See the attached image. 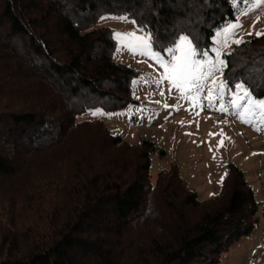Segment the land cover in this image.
Here are the masks:
<instances>
[{
  "label": "trees",
  "instance_id": "1",
  "mask_svg": "<svg viewBox=\"0 0 264 264\" xmlns=\"http://www.w3.org/2000/svg\"><path fill=\"white\" fill-rule=\"evenodd\" d=\"M249 1L0 0V264H220L256 230L259 202L238 165L203 199L177 165L152 181L153 140L78 121L127 107L141 73L114 58L103 15L135 20L155 50L187 36L202 55ZM221 57L227 85L264 97V35Z\"/></svg>",
  "mask_w": 264,
  "mask_h": 264
},
{
  "label": "rangeland",
  "instance_id": "2",
  "mask_svg": "<svg viewBox=\"0 0 264 264\" xmlns=\"http://www.w3.org/2000/svg\"><path fill=\"white\" fill-rule=\"evenodd\" d=\"M125 18L106 14L97 26L114 29L117 41L114 58L141 72L134 81L133 101L116 111L91 109L78 117V121L103 119L112 134L123 136L130 144L153 140L157 151L152 156V181H157L162 170L177 165L188 186L203 199L221 190L229 162L238 165L259 202L260 224L252 234L243 236L224 251L220 264H264V109L250 104L249 97L243 96L237 84L231 87L225 83L224 64L219 63L221 52L237 44L235 41L264 32V2L249 1L235 21L216 33L211 51L202 55L196 51L194 59L205 63L206 71L212 64L216 69L199 92L195 87L187 91L175 88L164 79V68L152 55L159 54L164 61L171 62L173 55L179 56L180 52L172 53L168 49L177 44L161 52L150 41L148 54L127 47L121 39L124 34L148 36L150 33L135 20ZM238 84L250 93L243 83ZM250 99L261 101L264 97L250 93ZM161 149H165V154H161Z\"/></svg>",
  "mask_w": 264,
  "mask_h": 264
},
{
  "label": "snow or ice",
  "instance_id": "3",
  "mask_svg": "<svg viewBox=\"0 0 264 264\" xmlns=\"http://www.w3.org/2000/svg\"><path fill=\"white\" fill-rule=\"evenodd\" d=\"M259 2H264V0H259ZM120 19H126L125 17H120ZM239 25H232L231 27H238ZM119 35V34H118ZM257 35H264V33H257ZM125 41L127 47L135 51L136 49H142L143 54H148L150 52V41L151 36H138L135 33H127L121 37ZM236 43H242V41L237 40ZM169 52L175 53L180 52L179 56L173 55L171 62L164 61L159 54L152 53L154 58L160 62L161 66L164 68L165 76L164 79L171 81L175 88L182 91H187L191 87H195L197 92L203 87V82L213 76L215 69V64L211 65V68L206 71L205 63L194 59L196 56V47L193 45L192 41L187 36H181L179 38V43L175 48L168 49ZM221 65L224 64L223 60H220ZM216 83L214 80L212 81ZM219 87H224L223 83ZM237 88L243 91L244 97H249V103L264 109V100L252 101L250 99V93L243 88L242 84H237ZM211 91V89H210ZM97 113H93L96 115ZM223 141H221V145Z\"/></svg>",
  "mask_w": 264,
  "mask_h": 264
}]
</instances>
